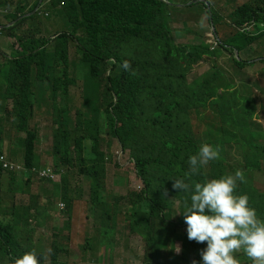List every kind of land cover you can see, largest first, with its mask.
Here are the masks:
<instances>
[{
  "label": "clouds",
  "instance_id": "obj_1",
  "mask_svg": "<svg viewBox=\"0 0 264 264\" xmlns=\"http://www.w3.org/2000/svg\"><path fill=\"white\" fill-rule=\"evenodd\" d=\"M159 1L165 6V18L152 19L150 22L155 25L148 33H153L157 38L156 46H161L163 50H159V59L164 65L162 55L171 42L184 50L178 55L189 69L186 85H180L182 96L178 101L164 103L158 97V87L153 84L147 94L139 97L138 113L131 118L136 123L147 126L145 132L169 134L170 125L182 117L181 133L201 146L188 160L187 176L190 178L202 172L207 178L205 182H196L194 185L185 179L173 180L174 189L189 194V200L185 201V211L178 209L176 204L175 214L171 217L172 221L178 223L174 232L168 233L169 244L173 242L174 245V254H167L164 258L153 255L141 225L137 226L134 218H125L128 230L123 227V232L119 233L121 236L128 234L134 238L129 240L117 236V217L115 222L110 220L102 224L98 216L111 197L102 193L101 198L105 201L100 208L94 197L92 181L80 170L83 161L97 156L94 149L99 135L98 146L105 156L102 164L107 174L113 163L122 166L115 160L117 145L119 150L129 154L140 180L136 169L137 161L131 155V149H125L120 140L110 134L111 130L118 129V120L126 114V110L116 117L113 108L107 114L104 110L99 111L95 104L94 88L99 87V99H102L106 90L105 82L113 69L110 68L108 73L101 71V75L97 76L98 68L84 60L77 43L69 44L67 56L58 52L56 42L64 36H71L78 24H69L56 11H47L42 6L44 0H41L42 5L36 11H27L25 14H19L11 7L4 8L3 5L6 4L0 0V166L3 169L0 223L7 225L13 220L21 227L13 241L11 235L2 239L0 250L5 257L4 264H116L113 261L115 252L133 249L135 242H138L134 235L140 236L144 242L143 258L137 264H159V259H163L164 264H264V218L251 206L248 194L237 193L239 185L247 183L245 172L241 168L253 156L256 145L252 141L247 142L248 136L244 131L235 129L232 124H224L221 120L224 117L248 129L253 135L259 132L264 135L263 128L257 124L264 112V100L259 101L258 97L264 98V91L255 89L252 85L259 83L263 90L264 86L258 77L255 78L257 82L245 80L247 71L250 72L248 78L258 71L257 74L264 81L259 67L264 60V37L256 32L264 27V10L243 12L249 11L248 8L255 4L264 5V0ZM116 3L117 0H114L111 5L115 6ZM199 7L201 12L198 11ZM240 13L250 14L251 20L242 25L237 23L236 19L241 21ZM195 15H198L196 22ZM227 34H232V37L245 35V40L237 45H229V55L224 58H221L223 53L220 57L209 55L208 51L215 53L222 50L224 43H232V40L225 42ZM196 48L205 51L202 54L194 52ZM193 53L196 54L192 56ZM206 57L213 63L212 68L195 80L191 79L196 66ZM235 59L256 64L244 68L245 76L239 79L236 72L241 67L236 64ZM225 60L232 65L233 73L223 68ZM11 62L27 67L32 84V104L10 94L7 84L3 83L9 74ZM49 62L52 63L51 70L47 68ZM110 62L117 65L114 59ZM123 66L126 70L130 69L127 61ZM218 71L229 79L237 80L230 90L237 94L236 100L244 93L245 85L252 84L240 106L234 111L235 115L219 116L214 114L213 109L199 114L191 104L189 85L192 87L198 79H205ZM173 72L180 76L179 70L175 69ZM132 74L135 75V72ZM35 91L37 94L44 93L45 100L36 102ZM73 91H82L86 96L85 106L91 116L89 121L83 120L84 113L81 112L78 119L72 116ZM246 98H251L252 102L247 103ZM256 99L258 111L254 112ZM63 100L65 104H62ZM114 103H119L118 96ZM44 104L52 110L49 120L51 124L44 131L53 136V141L51 148L43 154V139L37 125V115ZM246 109L251 116L248 120H243L240 116L244 115ZM22 115L27 118L26 125L20 120ZM196 121L204 123L207 129L199 130ZM61 129L64 133H70V140L63 148L65 158L60 153L61 160H58L54 150L56 136ZM196 130L204 133L208 138L207 143L204 144L198 138ZM185 131L189 132L184 133ZM29 132L38 134L39 137L36 150L39 160L36 159L37 165L33 168L25 163V143ZM259 143L264 144V141ZM229 146L239 149L240 156L236 163L230 159ZM138 148L141 152L155 150L146 143ZM17 150L20 151L18 154ZM157 151L168 154V149L167 153ZM44 161L47 167H43ZM212 170L216 174L222 171L227 174L212 179ZM257 175L264 176V166L261 171H257ZM118 179L125 182L124 186L117 184L119 188H124L129 182L122 175ZM87 186L90 188L86 189ZM138 187L132 191H140L143 185L140 183ZM55 193L60 196L53 206L48 199ZM46 208H51V211L44 216L42 212ZM89 221L100 223L98 232L92 236L87 231L90 228ZM183 242L189 247V261L184 256ZM199 255L202 262L198 259Z\"/></svg>",
  "mask_w": 264,
  "mask_h": 264
},
{
  "label": "trees",
  "instance_id": "obj_2",
  "mask_svg": "<svg viewBox=\"0 0 264 264\" xmlns=\"http://www.w3.org/2000/svg\"><path fill=\"white\" fill-rule=\"evenodd\" d=\"M4 8L11 7L19 14H25L27 11H36L42 5L41 0H1ZM114 0H44L43 5L49 12L56 11L61 15V18L69 24H78L71 36H64L56 42V49L62 55L67 56L68 46L71 42L78 44V49L83 54L86 62L93 64L98 69L96 75L100 76L101 71L108 73L109 69H113L110 77L107 78L105 85L106 90L102 94L103 98L99 99V87H95L93 91L96 99V108L104 110L107 114L113 108L116 117L126 110V114L122 115L119 120L118 129L111 130L112 137L119 139L125 149H131V155L136 159L138 175L143 188L138 191H128L127 195H119L114 192L107 193V171L102 162L105 160L104 154L99 150L100 137H97V144L94 152L97 156L92 159H87L80 164V170L92 181V190L94 197L98 202V206L104 203L102 193L108 194L114 198L113 203L104 204L98 219L102 224L112 220L116 221V217L123 213L121 201L128 200L126 205L125 218H134L137 226L140 227L142 233H145V238L152 249V254L158 258H164L167 254H174L173 242L169 244V232H174L178 223L171 220L175 214V206L182 212L185 211V201L189 200V194L178 192L173 188V180L185 179L186 182L195 184L196 182H205L206 176L201 172L200 175L188 177L189 170L188 160L191 155L196 154L201 146L196 144L193 139H190L181 133V119L173 122L169 128V134L156 132H145L147 126L136 123L131 117L138 113L137 104L139 97L147 94L155 84L158 89V97L164 103L170 101H178L182 92L180 85H186V74L189 71L183 64V58L178 54L184 51L179 46H174L170 43V47L164 50L163 59L165 65L159 59L162 49L161 46H156L157 38L153 33H148L155 25L150 22L152 19L165 18L166 10L163 3L159 0H117L116 5L112 6ZM246 13L255 12V10H264V5L256 4ZM241 21L236 19L239 24H244L247 20H251L250 14H239ZM257 33L264 37V27L256 30ZM245 35L232 37V34L226 35L225 42L232 40L228 45L224 43L221 51H215L209 55L220 57L222 53H229V45H237L245 40ZM232 37V38H231ZM160 50V51H159ZM163 51V50H162ZM205 51V50H204ZM200 48H196L194 52H204ZM196 53H193L194 56ZM116 60L117 65L110 60ZM125 61L130 65V69L124 68ZM236 64L240 66L236 72L239 79H243L245 73L243 69L254 66L256 63L239 62L235 59ZM261 74L264 77V60L259 64ZM49 70L52 69V63L47 65ZM249 68V67H248ZM179 70L180 76H176L173 70ZM9 74L6 76L7 90L13 96L22 98L29 104H32V84L30 81L29 71L23 64L11 62L8 67ZM135 72V75L132 73ZM250 72H246V76ZM2 76V74H0ZM237 80L229 79L222 72L218 71L205 79H198L194 86L189 85L191 89L192 100L191 104L199 113H205L213 109L214 114L219 116H228L236 114L234 111L238 109L247 90L251 85H245L244 93L235 99L236 93H231V89ZM255 83L252 87L264 91ZM224 89V92L220 90ZM187 90H185L186 94ZM119 97V103L115 105V97ZM263 101L264 98H259ZM258 100H255L254 112L258 111ZM247 103L252 102L251 98H246ZM251 113L245 110L244 115L240 116L243 120H248ZM255 117V113L253 118ZM20 120L23 124H27V118L21 116ZM224 124H232L235 129L244 131L247 136V142L252 141L256 145L253 156L245 163V167L241 168L245 172L247 183H241L237 189L238 194H248L251 197L250 204L257 210L258 215L264 218V191L256 189L255 177L257 171H261L264 166V144L259 141H264V135L259 132L253 135L248 129L238 126L234 122L228 121L222 117ZM114 121V120H113ZM117 122L114 124L115 129ZM189 131H185L187 133ZM133 134V136H132ZM234 135V134H233ZM70 133L59 130L55 142L56 158L61 160L60 153L66 156L63 148L69 143ZM172 141V142H170ZM39 142L38 134L30 133L28 140L25 143V163L29 168L35 167L36 159L39 160L36 150ZM155 150L141 152L139 146L141 144ZM172 143V145H171ZM168 154H162L157 150H162ZM20 151L17 150L16 154ZM227 174L220 172L216 174L214 170L211 172L212 179H217L220 176ZM3 169L0 166V208L3 205L1 182ZM128 180V179H127ZM113 182L120 186H124L125 182L118 179V176L113 177ZM165 191L167 195H165ZM96 213V212H95ZM21 227L13 220L7 225L0 223V247L2 239L11 235V240H14L17 230ZM179 239H184L182 236H177ZM171 246V250L169 247ZM184 256L189 261L190 254L188 246L183 242ZM14 256L15 253H13ZM4 255L0 250V264H4ZM202 262L201 256L198 257ZM159 264H164L163 259L158 260ZM174 264H176L174 262Z\"/></svg>",
  "mask_w": 264,
  "mask_h": 264
},
{
  "label": "rangeland",
  "instance_id": "obj_3",
  "mask_svg": "<svg viewBox=\"0 0 264 264\" xmlns=\"http://www.w3.org/2000/svg\"><path fill=\"white\" fill-rule=\"evenodd\" d=\"M198 11L201 12L202 9L199 7ZM198 19V15L194 16V22H196ZM209 35L211 36V32L209 33ZM227 55H229L228 53L224 52L221 58L226 57ZM259 57H261V55H259ZM225 67H223L224 69L229 70V72L233 73V67L232 65L229 64L228 60L223 61V64ZM213 63L210 62V60L206 57L205 60L200 63L199 65L196 66L194 72L192 73V75L190 76L191 79L195 80L197 77H200L202 75H204L210 68H212ZM200 70V72H199ZM258 71H255V74L251 75L250 78H248L246 76L245 80L248 82H257L255 80L256 77L259 78L261 84H263L264 86V81L262 80L261 76L259 74H257ZM254 79H253V78ZM36 93V102L37 101H44L45 100V94L44 93H39L37 94V91H35ZM71 97L73 98V102L71 104L72 107V116L75 117L76 119L79 118V114L84 113V115L82 116L83 120L89 121V119L91 118L90 114H88L87 109H86V96L83 94L82 91H73ZM65 100L62 101V104H65ZM52 112L51 108L44 104L42 106L41 109L38 110V115H37V125L40 127L41 130V137L43 139V154L45 153V151L47 149H50L52 146V141H53V136L52 135H47L44 131V128L46 130H48L47 125H50L51 122L50 120V113ZM257 124L259 126H261L264 130V112L262 113V119L257 120ZM196 126L199 130L204 131L207 129L206 125L200 121H196ZM196 134L198 136L199 139L204 141V144L207 143L208 138H206L204 136V133H199L196 130ZM106 148V147H105ZM230 148V152H231V156L230 159L233 163L237 162V158L240 156V152L239 149L236 147H231ZM116 152H115V160L117 162H119L120 164H122V166H118L115 163H113L110 167V171L109 174L107 176V189L106 192L110 193V192H114L115 194H119V195H127L128 191H132L133 189H138V185L140 184V180L138 179L137 175H136V170H135V166L134 164L131 162L129 154L127 153H123L121 150H119L118 146L116 145ZM24 156V154H23ZM43 167H47V163L44 161L43 162ZM124 176L125 178L129 179L128 184L124 187V188H119L117 186V184H115L113 182V177L114 176ZM264 176L262 175H256L255 177V183L256 186L258 188L264 189ZM60 186V185H57ZM90 188L89 186L86 187ZM60 194L59 193H55L52 194L49 197V201L52 202L53 206L57 204V201L59 199ZM114 198H110L108 199L109 203H113L114 202ZM128 204V200H123L121 201V206H123V213H121L120 215L117 216V236L121 237V238H125V239H134L132 236L125 234V235H119V233L123 232V227H125L126 230H128V223L125 221V212H126V205ZM51 211V208H46L42 214L45 216L46 214H48V212ZM90 224V228L87 229L88 234L90 236H92L94 233L98 232V228L100 226V223L98 221L93 222V221H89ZM135 238H137L138 242H132V244L134 245L133 249H125L122 252L120 251H116L115 255H114V259L113 261L116 264H137V263H141L142 258H143V252H144V242L142 240V238L138 235H134ZM122 243V242H120ZM98 253V252H96ZM137 256L138 260H137Z\"/></svg>",
  "mask_w": 264,
  "mask_h": 264
}]
</instances>
